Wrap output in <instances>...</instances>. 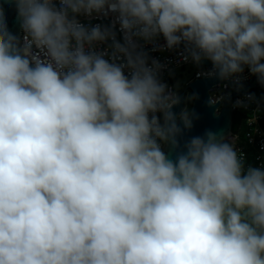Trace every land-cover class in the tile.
Returning <instances> with one entry per match:
<instances>
[{
    "label": "clouds",
    "instance_id": "obj_1",
    "mask_svg": "<svg viewBox=\"0 0 264 264\" xmlns=\"http://www.w3.org/2000/svg\"><path fill=\"white\" fill-rule=\"evenodd\" d=\"M10 2L23 35L0 5V264H264V160L211 130L170 159L198 97L174 113L180 84L152 55L264 88V0ZM253 106L264 96L233 104Z\"/></svg>",
    "mask_w": 264,
    "mask_h": 264
},
{
    "label": "water",
    "instance_id": "obj_2",
    "mask_svg": "<svg viewBox=\"0 0 264 264\" xmlns=\"http://www.w3.org/2000/svg\"><path fill=\"white\" fill-rule=\"evenodd\" d=\"M0 5L3 6L9 30L14 35L21 36L22 32L17 20V13L14 3H11L10 0H0ZM203 64L209 65L210 63L208 61H204ZM220 83L231 84L230 82H222L217 78L203 77L190 82L185 90L180 94L181 104L173 108V112L176 114H178L180 110L185 107L184 98L186 97L188 90H190L192 94H196L198 98L193 100L191 107V111L195 113L192 129L183 130L182 135L178 137L180 147L177 149H173L171 145H165L164 147V151L170 159H175L176 155L184 150L183 146L188 140L194 136H203L206 131L211 130L215 133L223 134L225 138L234 136V98L248 93L251 90H259L261 87L254 76L250 81L244 82L245 84L240 91H234L226 99L221 108V103L209 106L208 101L211 97L210 91L214 86ZM178 124L181 128H183L182 122L178 121Z\"/></svg>",
    "mask_w": 264,
    "mask_h": 264
},
{
    "label": "built area",
    "instance_id": "obj_3",
    "mask_svg": "<svg viewBox=\"0 0 264 264\" xmlns=\"http://www.w3.org/2000/svg\"><path fill=\"white\" fill-rule=\"evenodd\" d=\"M152 55L160 59L162 62L170 61L171 63L169 64V69L171 70L172 75L175 73L177 69H184L186 66H195L192 63H178L177 55L172 52H163V53L158 52V53H152ZM210 68H211V63L209 65L203 64V69L197 68L195 71L194 78L190 80L186 86H188V84L194 81L195 79L203 78V76L198 77L197 72L202 71V70H208ZM172 75H169V71L167 70L164 73V77H163L164 81L168 83L169 86H174L171 83ZM244 76L246 77V79L242 81L243 85L245 84L244 82L250 81L254 77L250 75L247 70H245ZM223 84L224 83H220L214 86L210 91L211 96L213 94H220L221 92L223 93L230 92V95H231L235 91L233 85L227 83L228 87L222 88ZM258 92H259V95L256 94L258 97L264 96V88L261 87L258 90ZM248 93H254V92L250 91ZM243 95L234 98L233 104L236 99L242 97ZM225 101L221 103V106L224 104ZM254 107L255 106L250 107L248 109L234 107L236 111L248 112L250 114V116L247 117V120H246V135L245 136H246L247 142L246 144H239L237 145V147L240 149V151H242L245 154V157L249 163L259 164L262 160H264V126L262 125V121L264 119V107L261 108L260 112H254L253 111Z\"/></svg>",
    "mask_w": 264,
    "mask_h": 264
},
{
    "label": "rangeland",
    "instance_id": "obj_4",
    "mask_svg": "<svg viewBox=\"0 0 264 264\" xmlns=\"http://www.w3.org/2000/svg\"><path fill=\"white\" fill-rule=\"evenodd\" d=\"M196 67L195 66H186L184 69H177L175 71V73L172 75V80L171 83L173 85H175L177 82H179L180 84V88H179V93L181 94L185 88L187 87V83L192 80L194 78L195 75V71H196ZM192 92L189 90L187 92V96L191 95ZM192 102L188 103V107L191 110L192 107Z\"/></svg>",
    "mask_w": 264,
    "mask_h": 264
},
{
    "label": "trees",
    "instance_id": "obj_5",
    "mask_svg": "<svg viewBox=\"0 0 264 264\" xmlns=\"http://www.w3.org/2000/svg\"><path fill=\"white\" fill-rule=\"evenodd\" d=\"M255 94L259 95V92L257 90L253 91ZM250 114L248 112H242V111H237L235 113L234 117V127H233V132L234 136H239V142L238 144H246L247 139H246V120L247 117H249ZM262 125L264 126V119L262 121Z\"/></svg>",
    "mask_w": 264,
    "mask_h": 264
}]
</instances>
